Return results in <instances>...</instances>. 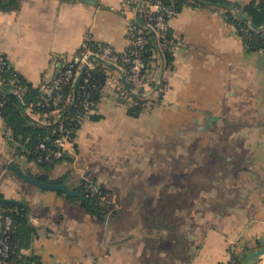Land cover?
Returning <instances> with one entry per match:
<instances>
[{"label": "crops", "instance_id": "0c3cea01", "mask_svg": "<svg viewBox=\"0 0 264 264\" xmlns=\"http://www.w3.org/2000/svg\"><path fill=\"white\" fill-rule=\"evenodd\" d=\"M122 1L21 0L19 10L0 11V54L41 87L86 37L122 52L135 15L119 11ZM168 25L171 67L158 54L153 62V78L165 82L160 103L128 115L117 96L120 74L109 71L101 118L82 123L68 158L37 166L0 117V193L26 203L35 228L22 254L43 264H228L233 252L242 264L264 247V51H247L218 9L184 5ZM10 163L34 177H65L69 187L92 178L109 190L114 212L100 219L65 194L24 182ZM201 168L213 173L212 184L189 210H176L182 225L148 226L143 204L157 201L165 172Z\"/></svg>", "mask_w": 264, "mask_h": 264}, {"label": "trees", "instance_id": "16d2710c", "mask_svg": "<svg viewBox=\"0 0 264 264\" xmlns=\"http://www.w3.org/2000/svg\"><path fill=\"white\" fill-rule=\"evenodd\" d=\"M62 1L73 2L75 0ZM159 1L163 6L161 12L167 19L169 15L179 12L184 5L205 6L221 10L226 22L233 25L236 35L242 40L247 51H264V0H251L247 3H240L235 0H204L210 3L206 5H200L194 0ZM20 2L21 0H0V11H17L20 8ZM155 2L156 0H142L139 17L135 20L137 26L143 28L147 40L143 48L138 51V56L145 63V69L150 73L152 72V76H154V67L151 66V63L156 60L158 48L156 35L150 26L153 20H148V17H154L158 12H149L148 6ZM250 22L254 24V28ZM87 45L93 52L105 46L98 45L91 40L87 42ZM172 46L173 43L163 50L164 62L167 67H171ZM83 51L84 48L80 47L75 56H81ZM116 54L121 56V52H116ZM104 61L96 57L94 53L88 58V62L92 65L91 67L72 59L73 67L79 68V72L82 74L76 90H74V85L66 84L63 90L65 93L64 97H68V101L53 104L50 99V102L46 104L43 98L52 97L56 93L52 89L53 82L63 71L64 66L59 68L51 82L41 87H35L15 71L5 59L6 64L0 72L3 81L0 84V99L3 101L0 106V117L5 126L11 130L10 137L12 142L17 143V149L37 166L49 168L56 162L68 158L64 155L62 158L52 160V162L38 160L41 152L38 150L37 145L44 143L46 146L54 147L55 139L64 134L66 129L68 130L72 146H74V138L80 125L75 124V121L71 120V118L83 110L86 102L93 101L98 105L106 83L107 73L114 71V67ZM127 66L123 64L124 71L120 74L122 88L118 90L117 96L121 103L127 105L128 115L136 117L142 111L148 110L143 105L147 99L143 98L141 94L143 89L137 88L134 92V87L129 82H127V85L125 84L124 78L126 79L127 77ZM84 78H87L85 84L83 83ZM149 84L155 86V79L150 81ZM16 85L21 87L18 93L14 92ZM44 87H49V93L44 91ZM164 87L165 82L161 81L160 96L158 101L152 104L151 108L160 103ZM127 97L133 100L132 104H128ZM20 103H22V106ZM57 108H60L59 115L53 112ZM31 114L36 115L39 119H33ZM100 118L101 115L97 113V107L88 116V120L92 121ZM59 124L63 125L64 131H58ZM195 173L197 174L195 175L188 171L183 172L182 170L174 172L173 174L175 175L173 176L172 174L174 182H163V185L159 187L157 201L154 200L143 204L142 213H144V220L148 226H159L167 231H172L175 227L182 225L183 219L175 215L176 210H189L191 199L199 190L211 185L212 182L206 181L212 180V177H214L212 172L205 171L202 168ZM36 178L51 183H64L66 179L62 177L51 180L44 175L36 176ZM70 188L82 193L86 200L60 191H57V193L65 194L70 200L78 201L85 210L100 219L108 217V212L110 214L114 212L111 204L106 199L109 190L103 185L96 183L94 179H82ZM0 198H3L1 193ZM155 212L156 218H154ZM5 216H9L11 220L10 229L7 232V242L10 246L9 264H43L37 255H24L20 252L21 247L25 244V239L35 232V228L28 220V207L0 204L1 222ZM2 236L4 234L0 227V237ZM228 264H240L238 256L233 252H230Z\"/></svg>", "mask_w": 264, "mask_h": 264}, {"label": "built area", "instance_id": "2783aa9c", "mask_svg": "<svg viewBox=\"0 0 264 264\" xmlns=\"http://www.w3.org/2000/svg\"><path fill=\"white\" fill-rule=\"evenodd\" d=\"M142 0H123L119 6V11L123 15L127 14H136L137 8H139V12L141 9ZM163 6L159 0H156L155 3L149 4L148 10L149 12H158V14L154 17H148V20H153V23H150L152 30L154 31L157 38V54L162 59L161 64L164 67V59H163V50L167 49L168 46L174 43L173 37L170 33V28L168 25V19L162 14ZM138 12V13H139ZM135 16V15H134ZM127 20V32L129 37V45L125 50L121 52V56L116 54L110 46L105 45L102 46L98 51L93 52L87 45V42L90 41V38L86 37L81 47L84 48L83 53L79 57H72L65 60L62 63L64 66L63 71L59 74V76L54 79L52 89L56 91V93L52 97H44L43 100L48 104L50 99L53 104H56L61 101H68V97H64L63 87L66 84L74 85L75 79L79 74V68H74L72 59L75 61H79L80 64H86L89 67L92 65L88 62V58L91 54L94 55L106 62L112 63L116 65L120 70L124 71L123 64L127 66V77L126 81L129 82L134 87V92L137 88L143 89L141 93L143 98L147 99L143 105L146 109H150L153 103L158 101L160 96V80H155V86L149 84L150 81L154 80L152 76V72L150 73L145 69V63L140 60L138 56V51L143 48L146 44L147 40L144 35L143 28L137 26L135 20L136 16ZM5 57L0 54V72L2 71L5 62ZM153 66V62L151 63ZM87 82V78L83 79V83ZM2 78L0 74V84H2ZM122 88V85L119 89ZM20 85H16L14 87V92H20ZM44 91L49 93V87H44ZM128 104H132L133 100L130 97H127ZM3 104V101L0 99V106ZM97 107L96 103L91 101L89 103H85L83 110L79 111L71 120L75 121V124L82 125V123L88 120L89 114L95 111ZM55 114L59 115L60 108H57L53 111ZM58 131H64L63 125L59 124ZM72 144L70 136L68 135V130L65 129V133L58 136L54 141V147L46 146L44 143H39L37 145L38 150H40L41 155L38 160H44L47 162H52L54 159L62 158L66 155L68 151V146ZM1 218V217H0ZM1 221V220H0ZM10 217L5 216L3 221L1 222V231L4 236L0 237V264H9L8 256L10 246L7 242V232L10 229Z\"/></svg>", "mask_w": 264, "mask_h": 264}, {"label": "water", "instance_id": "95a60500", "mask_svg": "<svg viewBox=\"0 0 264 264\" xmlns=\"http://www.w3.org/2000/svg\"><path fill=\"white\" fill-rule=\"evenodd\" d=\"M86 2H90L93 3V0H85ZM196 3L198 4H210L209 2H206L204 0H194ZM139 8H137L136 11V18L138 19L139 17ZM251 26L254 28V24L252 22H250ZM102 60V59H101ZM106 62V61H104ZM108 64H111L114 67V70L116 72H118L119 74H122V70H120L116 65L106 62ZM84 65V64H83ZM81 72H79V74L77 75L75 82H74V90H76L80 80H81ZM124 82L127 85V81L124 78ZM20 105L22 106V103H20ZM7 169L12 171L14 174H16V176H18L21 180H23L24 182L34 185L38 188L41 189H45V190H51V191H60V192H64L73 196H77L83 200H86L83 196L82 193L71 189L68 184L66 183H51V182H46V181H42L34 176H32L29 173H26L24 171H22L17 165L10 163L7 166ZM0 204H10V205H17V206H24L27 207V204L24 203L21 200H16V199H9V198H0ZM264 257V247L262 248H258L255 251L251 252L242 262V264H256L257 261H259L261 258Z\"/></svg>", "mask_w": 264, "mask_h": 264}, {"label": "rangeland", "instance_id": "374dc122", "mask_svg": "<svg viewBox=\"0 0 264 264\" xmlns=\"http://www.w3.org/2000/svg\"><path fill=\"white\" fill-rule=\"evenodd\" d=\"M186 162V161H185ZM185 162H182V165H181V167H186V165L184 164ZM174 173V171L173 170H170V171H166L165 172V176H164V182H174V175L175 174H173ZM172 174H173V176H172ZM86 179L87 180H90V178L89 177H86ZM159 183H162V182H159ZM155 215H154V218H156L157 216H156V212L154 213Z\"/></svg>", "mask_w": 264, "mask_h": 264}]
</instances>
